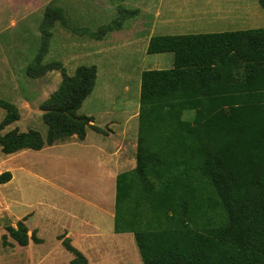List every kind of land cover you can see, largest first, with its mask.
<instances>
[{"label":"trees","instance_id":"trees-1","mask_svg":"<svg viewBox=\"0 0 264 264\" xmlns=\"http://www.w3.org/2000/svg\"><path fill=\"white\" fill-rule=\"evenodd\" d=\"M259 5L264 9V0ZM125 13L123 19L136 14ZM55 22L96 41L122 28L119 21L96 32L71 28L62 8L47 9L43 44L27 67L31 78L62 73L40 107L47 137L17 128L4 133L20 115L0 99L5 155L74 136L84 141L93 128V118L78 111L98 69L79 66L71 76L59 62L44 63ZM147 52L172 53L174 67L141 75L136 167L116 177L114 233L133 234L143 264H264V28L154 36ZM12 178L4 172L0 184ZM25 220L7 229L21 247L38 240ZM63 244L74 255L69 264H88L70 239Z\"/></svg>","mask_w":264,"mask_h":264},{"label":"rangeland","instance_id":"rangeland-1","mask_svg":"<svg viewBox=\"0 0 264 264\" xmlns=\"http://www.w3.org/2000/svg\"><path fill=\"white\" fill-rule=\"evenodd\" d=\"M242 4L248 6L247 20L236 10ZM53 7L65 11L71 28L96 32L119 21L122 31L117 41L106 36L109 43L97 61L86 56L93 50L89 35L59 22L50 28L45 64L59 62L71 76L79 66L98 65L95 89L78 111L93 118V128L84 141L74 136L41 151L5 155L0 148V175L13 176L0 184V264H69L74 255L63 244L66 238L87 253L88 264H143L133 234L126 236L133 240H125L123 252L115 238L102 242L93 235L98 224L107 236L115 235L116 177L136 167L141 75L174 67L172 53L147 52L149 41L264 28V9L259 0H0V99L14 104L20 115L4 133L17 128L47 137L40 107L59 87L62 73L31 78L27 67L43 44L40 26ZM125 12L136 14L123 19ZM193 114L185 112L184 118ZM5 115L0 108V122ZM92 144L109 160L101 161ZM24 219L29 236L35 233L38 240L21 247L7 229Z\"/></svg>","mask_w":264,"mask_h":264},{"label":"crops","instance_id":"crops-1","mask_svg":"<svg viewBox=\"0 0 264 264\" xmlns=\"http://www.w3.org/2000/svg\"><path fill=\"white\" fill-rule=\"evenodd\" d=\"M246 1V0H245ZM236 10L240 13V15L241 14H244L245 15V20H247V18H248V15H249V10H248V6L245 4V5H240L238 8H236ZM240 20H243L242 19V17L240 16ZM248 22V21H247ZM120 31H122V30H117V31H114V32H111V37L110 38H114L116 41H117V39H118V35H119V32ZM107 36V35H106ZM104 37L101 41H95V40H93L92 39V41H90V44H89V46L91 47V49H93V50H91L90 52H88L87 54H86V56L87 57H89V58H93V56L95 55V56H97L96 57V59L95 60H97V61H100L102 58L101 57H99L102 53H104L103 52V49H105V46H106V44L107 43H109V42H106V38L107 37ZM91 39V38H90ZM95 42H96V44H95ZM110 42L112 43L113 41L110 39ZM96 67H97V69H98V74H99V68H98V65H95ZM97 79H98V76H97ZM56 145H53V146H50V147H55ZM89 146H91V145H89ZM91 147H93L95 150H96V152H97V154H98V156L100 157V160L101 161H103V160H109V158H110V155H109V157L107 156V158H106V155L104 156L103 154H102V152H103V149H101L99 146H97V144H92V146ZM103 156H104V158H103ZM85 223H87V222H85ZM89 224V223H88ZM98 226H99V228H97V230H96V233L93 235V238H98V240L99 241H102V242H105L107 239H109L110 237H112V238H115L117 241H119L118 242V246H120L121 248H122V252L124 251V247L126 246V244H125V240L127 241V239L128 240H133L132 239V237H126V236H128V234L129 233H127V234H116V233H114L115 235H112L111 233H110V235H108L107 236V234H105V233H103V231L104 230H102V228L100 227V225L98 224ZM97 231H98V233H97ZM114 231V230H113ZM70 235L72 234V233H69ZM72 236V235H71ZM82 236V235H81ZM107 236V237H106ZM133 236V235H132ZM86 238H88V237H86ZM71 240H72V238H71ZM104 244V243H103ZM102 244V245H103ZM119 248V247H118ZM77 249L78 250H80L86 257H87V253H85V252H83V250H81V249H79L78 247H77ZM120 249V248H119Z\"/></svg>","mask_w":264,"mask_h":264}]
</instances>
